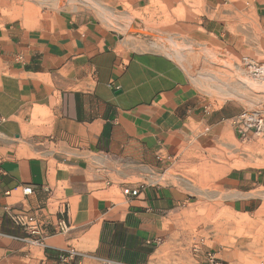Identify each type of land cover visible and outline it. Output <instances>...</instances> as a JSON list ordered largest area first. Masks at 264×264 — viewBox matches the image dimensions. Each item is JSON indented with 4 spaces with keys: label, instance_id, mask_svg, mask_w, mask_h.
Segmentation results:
<instances>
[{
    "label": "crops",
    "instance_id": "1",
    "mask_svg": "<svg viewBox=\"0 0 264 264\" xmlns=\"http://www.w3.org/2000/svg\"><path fill=\"white\" fill-rule=\"evenodd\" d=\"M79 1L36 12L0 0V264H156L189 199L151 175L184 150L236 138L237 104L208 102L152 46V2L172 11L183 0ZM217 184L245 211L259 203L264 166ZM6 207L34 214L38 231Z\"/></svg>",
    "mask_w": 264,
    "mask_h": 264
},
{
    "label": "rangeland",
    "instance_id": "2",
    "mask_svg": "<svg viewBox=\"0 0 264 264\" xmlns=\"http://www.w3.org/2000/svg\"><path fill=\"white\" fill-rule=\"evenodd\" d=\"M43 1L18 0L36 12ZM66 1L81 6L79 0ZM170 4H151L152 46L179 61L211 104L229 100L240 111L264 110V78L254 75L255 65H264V0H183L172 11ZM257 8L258 20L251 11ZM262 166L264 122L246 139L236 134L226 148L184 150L152 174L150 180L178 186L189 199L155 263L210 264L206 254L212 252L218 264H264V191L257 192L256 206L238 211L217 184L230 170Z\"/></svg>",
    "mask_w": 264,
    "mask_h": 264
},
{
    "label": "built area",
    "instance_id": "3",
    "mask_svg": "<svg viewBox=\"0 0 264 264\" xmlns=\"http://www.w3.org/2000/svg\"><path fill=\"white\" fill-rule=\"evenodd\" d=\"M243 60L246 63H249L251 65V62L249 61L248 57H243ZM253 65V63H252ZM254 75L255 76H261L264 78V65L261 64L259 66L254 67ZM264 122V110L262 108L253 107L248 109L241 110L234 118L233 125L236 131V134L241 138H248L250 135V132L254 131L257 132ZM32 192V188L30 186H22V193L23 194H29ZM124 193H131L136 194V190H129L124 189ZM6 211L9 214L11 220L23 227L26 231H28L31 234H35L38 231V224H37V218L34 214H27L24 211H21L20 209H13V208H7ZM61 231H64L66 227L64 225H60ZM32 242H40V240L33 239ZM74 250L67 249L66 254L67 257L72 258L74 255ZM207 259L210 264H218V258L215 256L212 252H207L206 254ZM63 258V257H62ZM65 258V257H64ZM104 264H116L114 262H105ZM199 264V263H194Z\"/></svg>",
    "mask_w": 264,
    "mask_h": 264
},
{
    "label": "bare ground",
    "instance_id": "4",
    "mask_svg": "<svg viewBox=\"0 0 264 264\" xmlns=\"http://www.w3.org/2000/svg\"><path fill=\"white\" fill-rule=\"evenodd\" d=\"M260 80V79H259ZM220 82V81H219ZM227 86V85H226ZM219 87V86H218ZM256 88V87H255ZM233 94H235V96H236V94H238L236 91H234L233 90V92H232Z\"/></svg>",
    "mask_w": 264,
    "mask_h": 264
}]
</instances>
